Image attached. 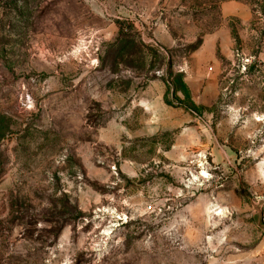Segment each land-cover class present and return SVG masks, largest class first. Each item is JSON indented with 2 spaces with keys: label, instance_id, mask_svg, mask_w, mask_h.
Instances as JSON below:
<instances>
[{
  "label": "rangeland",
  "instance_id": "rangeland-1",
  "mask_svg": "<svg viewBox=\"0 0 264 264\" xmlns=\"http://www.w3.org/2000/svg\"><path fill=\"white\" fill-rule=\"evenodd\" d=\"M264 0H0V264H264Z\"/></svg>",
  "mask_w": 264,
  "mask_h": 264
},
{
  "label": "water",
  "instance_id": "water-1",
  "mask_svg": "<svg viewBox=\"0 0 264 264\" xmlns=\"http://www.w3.org/2000/svg\"><path fill=\"white\" fill-rule=\"evenodd\" d=\"M256 225L259 229H261L262 231H264V224H262L261 221V216L258 218V220L256 221Z\"/></svg>",
  "mask_w": 264,
  "mask_h": 264
}]
</instances>
